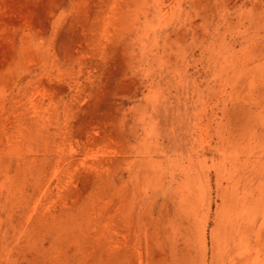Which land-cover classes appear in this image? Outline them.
Returning a JSON list of instances; mask_svg holds the SVG:
<instances>
[{
  "label": "rangeland",
  "instance_id": "rangeland-1",
  "mask_svg": "<svg viewBox=\"0 0 264 264\" xmlns=\"http://www.w3.org/2000/svg\"><path fill=\"white\" fill-rule=\"evenodd\" d=\"M0 264H264V0H0Z\"/></svg>",
  "mask_w": 264,
  "mask_h": 264
}]
</instances>
